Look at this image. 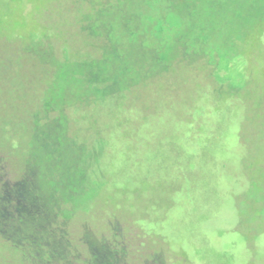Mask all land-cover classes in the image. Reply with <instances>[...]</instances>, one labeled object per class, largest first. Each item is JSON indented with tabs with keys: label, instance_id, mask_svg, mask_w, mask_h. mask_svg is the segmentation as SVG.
I'll return each instance as SVG.
<instances>
[{
	"label": "rangeland",
	"instance_id": "1",
	"mask_svg": "<svg viewBox=\"0 0 264 264\" xmlns=\"http://www.w3.org/2000/svg\"><path fill=\"white\" fill-rule=\"evenodd\" d=\"M222 1L0 0V155L61 264H264V0Z\"/></svg>",
	"mask_w": 264,
	"mask_h": 264
},
{
	"label": "trees",
	"instance_id": "2",
	"mask_svg": "<svg viewBox=\"0 0 264 264\" xmlns=\"http://www.w3.org/2000/svg\"><path fill=\"white\" fill-rule=\"evenodd\" d=\"M188 2L191 7L187 5V9H191L194 15L198 4L196 0ZM204 2L213 4L222 15L230 14L222 0ZM179 3L184 6L186 0H179ZM262 18V14L257 17L259 22ZM25 182L26 178L22 177V173L15 171L0 155V246L3 249L0 251V264H61L65 258L79 254L69 244L71 240L65 237L64 220L60 216L50 215L39 219L36 210L28 207L33 194L25 187ZM10 201H15L14 205L22 203L23 209L18 213H14L9 207L5 209L6 204H11Z\"/></svg>",
	"mask_w": 264,
	"mask_h": 264
},
{
	"label": "flooded vegetation",
	"instance_id": "3",
	"mask_svg": "<svg viewBox=\"0 0 264 264\" xmlns=\"http://www.w3.org/2000/svg\"><path fill=\"white\" fill-rule=\"evenodd\" d=\"M115 242H118V241H114V242H112V243H108V245H109V248L111 249V252H112V249H113V246H115Z\"/></svg>",
	"mask_w": 264,
	"mask_h": 264
}]
</instances>
